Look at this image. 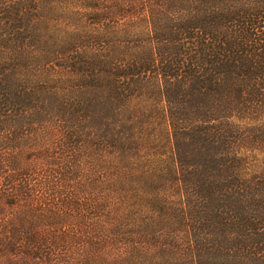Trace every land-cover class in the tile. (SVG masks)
Segmentation results:
<instances>
[{"label": "trees", "instance_id": "obj_1", "mask_svg": "<svg viewBox=\"0 0 264 264\" xmlns=\"http://www.w3.org/2000/svg\"><path fill=\"white\" fill-rule=\"evenodd\" d=\"M0 264H264V0H0Z\"/></svg>", "mask_w": 264, "mask_h": 264}]
</instances>
